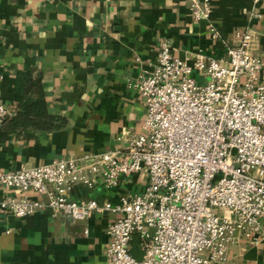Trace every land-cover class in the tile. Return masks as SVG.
Listing matches in <instances>:
<instances>
[{
  "label": "built area",
  "instance_id": "obj_1",
  "mask_svg": "<svg viewBox=\"0 0 264 264\" xmlns=\"http://www.w3.org/2000/svg\"><path fill=\"white\" fill-rule=\"evenodd\" d=\"M252 3L250 19L260 15V0ZM188 7L194 19L208 22L212 38L224 41L225 54L197 52L188 60L162 39L152 68L134 82L146 104L142 131L127 136L123 148L0 170V186L20 192L1 197L0 208L25 216L49 207L74 220L93 211L118 212L105 227L111 264H220L239 234L252 243L264 237V79L257 32L237 29L228 44L211 22L210 0H188ZM9 113L0 101V120ZM140 171L147 174L143 189L119 193L115 201L69 195L76 184L116 186L122 175ZM28 190L40 196L30 197ZM133 231L141 238V258L128 249Z\"/></svg>",
  "mask_w": 264,
  "mask_h": 264
},
{
  "label": "crops",
  "instance_id": "obj_2",
  "mask_svg": "<svg viewBox=\"0 0 264 264\" xmlns=\"http://www.w3.org/2000/svg\"><path fill=\"white\" fill-rule=\"evenodd\" d=\"M210 5L211 22L228 44L235 30H256L264 79V0L260 15L251 19L252 0H210ZM207 26L192 17L188 0H0V101L13 113L25 75L40 72L48 111L66 120L57 128L9 133L0 143V170L123 148L127 136L143 129L146 104L134 82L152 68L162 39L188 60L197 52L225 54L224 41L212 38ZM146 180L145 172H134L122 175L116 186L100 180L91 188L76 184L69 195L115 201L119 193L141 191ZM5 195L20 192L0 186V198ZM118 215L93 211L74 220L49 207L25 216L0 208V264H111L105 227ZM128 249L142 257L137 231ZM220 264H264V237L252 243L239 234Z\"/></svg>",
  "mask_w": 264,
  "mask_h": 264
},
{
  "label": "trees",
  "instance_id": "obj_3",
  "mask_svg": "<svg viewBox=\"0 0 264 264\" xmlns=\"http://www.w3.org/2000/svg\"><path fill=\"white\" fill-rule=\"evenodd\" d=\"M65 121L64 116L48 111L41 73L28 71L16 109L0 120V143L9 133L27 129L48 130L63 125Z\"/></svg>",
  "mask_w": 264,
  "mask_h": 264
},
{
  "label": "rangeland",
  "instance_id": "obj_4",
  "mask_svg": "<svg viewBox=\"0 0 264 264\" xmlns=\"http://www.w3.org/2000/svg\"><path fill=\"white\" fill-rule=\"evenodd\" d=\"M192 75H193V77H194L196 80L198 79L197 74L193 73ZM216 212L219 213V214H222V213H224V212H226V211H225V209H218V210H216Z\"/></svg>",
  "mask_w": 264,
  "mask_h": 264
}]
</instances>
